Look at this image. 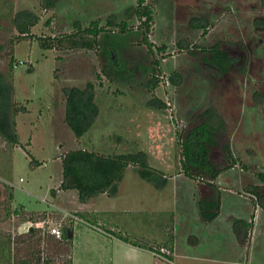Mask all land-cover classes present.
I'll list each match as a JSON object with an SVG mask.
<instances>
[{
	"label": "rangeland",
	"instance_id": "1",
	"mask_svg": "<svg viewBox=\"0 0 264 264\" xmlns=\"http://www.w3.org/2000/svg\"><path fill=\"white\" fill-rule=\"evenodd\" d=\"M146 2L154 9L149 38L157 47L166 46L155 54L143 40L142 20L134 11L128 15L138 0H59L52 8L44 0H0V71L9 74L13 58L14 99L20 108L16 115L19 142L12 145L0 136V246L11 240L10 253H1L0 247L1 264H34L31 257L38 253L41 264H67L68 255L52 247L58 240L48 238V221L58 220L64 212L79 215L85 207L78 208L74 195L64 202L51 191L60 189L62 154L80 148L104 154L142 150L149 164L151 160L160 169L153 168L173 177L167 186L157 188L140 179L136 166H129L118 195H97L91 202L97 209L112 210L109 215L120 226L105 220L92 225L151 243L165 225L174 222L181 264H264V208L244 193L248 185L262 184L258 174L264 172V26L259 21H264V0ZM24 9L40 17L30 36L20 34L12 22L13 15ZM111 17L118 24L127 21L130 31L109 26ZM193 18L197 19L191 22ZM93 20L105 27L98 43L90 48L69 47L64 39L77 31L75 22L86 28ZM196 21L209 25L206 35L204 28L193 25ZM219 41L246 48L245 72L215 76L179 45L187 42L199 49ZM108 44L118 46L123 60L113 80L102 70ZM173 72L182 75L178 84L170 79ZM152 77L160 78L153 91L138 85ZM89 80L96 84L100 112L90 130L77 137L65 120L63 89L83 87ZM155 96L165 107L150 104ZM208 107H215L225 120L233 154L240 159L217 179L222 207L212 222L200 215L199 184L182 172L176 135L178 126L185 127ZM236 218H253L254 227L244 244L234 234ZM72 221L73 228L86 224ZM31 228L40 229V246L30 240ZM191 235L200 240L193 236L190 240ZM108 245L115 264H170L169 259L160 261L149 247L137 251L116 240ZM184 245L187 257L180 254ZM170 251L169 256L174 250Z\"/></svg>",
	"mask_w": 264,
	"mask_h": 264
},
{
	"label": "trees",
	"instance_id": "2",
	"mask_svg": "<svg viewBox=\"0 0 264 264\" xmlns=\"http://www.w3.org/2000/svg\"><path fill=\"white\" fill-rule=\"evenodd\" d=\"M58 1L44 0V4L46 7L52 8L57 5ZM132 11L142 20L140 27L143 32V40L149 51L155 54L156 50H164L166 48L165 45L157 47L149 38L154 21L153 7L146 0H138L135 7L128 9L129 16L132 15ZM196 19L193 18L191 22ZM39 20L40 17L33 10L28 9L18 10L12 17L14 26L23 36H30L32 28L37 25ZM259 21L264 26V21ZM75 25L77 26V31L69 34L64 39L69 44V47L72 48H90L95 46L98 43L99 36L105 30V27L100 25L99 20H93L90 26L86 28L80 26L78 22H75ZM108 25L119 26L120 31L123 33L130 31L127 21H121L118 24L113 17L108 19ZM193 25L204 28L203 34H207L209 25L205 22L197 23L196 21ZM50 40L53 42L55 39L50 38ZM57 40L58 42L63 41L62 39ZM179 45L188 48L190 54L202 62L205 68L215 76L220 77L234 70L246 71L248 59L246 48L244 46L235 48L234 42L219 41L216 44L199 49L190 47L187 42H179ZM42 46L45 48L50 47L45 42H42ZM103 55L106 57L107 63L102 70L113 80L115 78L114 73L123 65L120 49L116 44H108L104 47ZM155 64H160L159 59H155ZM10 68L11 72L9 74L0 71V136L9 144L15 145L19 142L16 115L20 108H18V104H16L14 99L13 58ZM28 69L31 70V68ZM170 79L174 84H178L182 79V75L178 72H173ZM159 82L160 78L152 77L138 83V85L153 91ZM95 91L96 84L91 80L87 81L83 87L73 85L65 86L63 89L66 104L65 120L77 137H82L86 134L99 115L100 109L95 100ZM150 104L160 108L166 105L162 99L156 96L150 100ZM21 109L25 110V108ZM176 135L182 172L199 184L198 206L201 216L206 222H212L220 215L222 206V190L216 181L221 173L235 167L240 162V159L233 154L225 120L215 107H208L185 127L179 128L178 126ZM62 156V181L59 190H76L82 202H86L101 193H108L110 196L117 195L119 182L124 178L126 169L131 165L136 166L137 173L142 179L153 183L155 187L163 188L167 183V178L163 176L164 173L149 164L147 153L144 151L104 154L80 148L69 150L65 154L63 153ZM36 163L40 165L42 162L38 161ZM245 168L249 169L246 165ZM258 175L262 184L252 183L247 186V191L244 193L253 198L257 206L264 208V172H260ZM52 191L54 192L55 190ZM79 215L91 224L99 225L100 218L105 213L90 214L81 211ZM253 227V218L252 220L244 218H236L234 220L233 229L240 244H244L249 239ZM109 231L110 234L112 233V235L124 241L141 247H149L152 251H154L155 247H166L173 250V245L167 242H152L149 244L141 241L142 243H139L137 238L132 239L129 236H123L120 232H114L115 230L112 229H109ZM38 232H40L39 228L30 229L28 236L32 243L39 245L42 238L37 236ZM73 233V225H69L63 228L61 238L48 234V238L58 240L57 246L54 243L52 244L56 253L68 255L67 264H73ZM0 247L1 253H10L11 240L3 242ZM39 249L41 248L39 247ZM7 257L10 259L8 253ZM31 258L34 260V264H41L43 260L40 253L36 257L32 256ZM1 263L2 261H0Z\"/></svg>",
	"mask_w": 264,
	"mask_h": 264
},
{
	"label": "crops",
	"instance_id": "3",
	"mask_svg": "<svg viewBox=\"0 0 264 264\" xmlns=\"http://www.w3.org/2000/svg\"><path fill=\"white\" fill-rule=\"evenodd\" d=\"M96 89H97V87H96ZM138 134H139V132H138ZM140 151H142V150H140ZM149 161H150L151 166L160 169L156 164L152 163L151 160H149ZM160 171H162V170H160ZM163 176L165 178L168 177V175L165 173ZM140 179H142V178H140ZM172 179H173V177L170 175V177L167 178V184H168L169 180H172ZM61 181H62V179H61ZM144 181H146V180H144ZM58 191H59L58 193L55 191L54 192L51 191L52 195L56 199L60 198L64 202H67V201H70L71 196L74 195V199H75L74 202L78 203L79 209H82L81 207L84 206L85 207L84 212H87L90 214L105 213V215H103L102 218H100L101 216L99 217L100 220H105L109 223H112L114 226H120L119 223L115 222L110 217L109 212H111L112 210L110 211L109 209L107 210V209H101V208L97 209L94 207V205L92 206L91 202L97 196L90 198L86 202H82V201H80L78 192L76 190H58ZM118 193H119V187H118ZM118 193H117V195H118ZM98 196L102 197V198H104L105 196L110 197V195L108 193H101ZM196 199H198V197H196ZM199 212H200V210H199ZM200 215H201V213H200ZM220 215H221V212H220ZM244 219H246V218H244ZM173 223L174 222H172V224H170L169 226L165 225L164 228L159 231L158 235L153 237V239H154V242H158V243L167 242V243L173 245L174 252H173V255L169 256V262H170V264H181L180 261H178V256H177L179 250H178V247L176 246V233H175L176 228H174ZM102 233L105 235H108V237L109 236L110 237L107 238L106 236H103ZM73 234H74L73 235L74 236V240H73V264H115L114 258L112 260V252L110 251L111 249L108 245V241H110V243L111 242L115 243V240H116V241H119V244L126 243L128 246L133 247L137 251L144 250V248L141 246H137V245H134L130 242L124 241L123 239H121L117 236H114L108 232L103 231L100 228H97V227L92 226V225L90 226L88 224H80V225L74 227V233ZM192 236L194 238H196V241L200 240L199 237L195 236V235H191V237L189 238L190 240L192 239ZM150 242L152 243V241H150ZM151 243H149V244H151ZM115 245H117V244H115ZM183 249L184 250L180 251L181 257H187L186 256V254H187L186 245H184ZM154 259H155V262L158 260L157 258H154ZM193 259H195V258L193 257ZM163 260H168V259H164V258L160 259V261H163ZM177 261L179 263H177ZM117 264H119V263H117ZM156 264H159V263L156 262ZM182 264H187V263H182Z\"/></svg>",
	"mask_w": 264,
	"mask_h": 264
},
{
	"label": "built area",
	"instance_id": "4",
	"mask_svg": "<svg viewBox=\"0 0 264 264\" xmlns=\"http://www.w3.org/2000/svg\"><path fill=\"white\" fill-rule=\"evenodd\" d=\"M72 220H75L76 224L78 223V220H80V221H83L84 223H86L90 226L92 225L91 223H89L87 220H85L84 218H82L78 214L71 213V212H64V213H60V217L58 218V220H56V221L49 220L48 221L49 225H48L47 233L52 234V235L56 236L57 238H61L62 234H63V228L65 226L71 225L70 223L73 222ZM38 225H40V224H38ZM41 225H43V224H41ZM92 226H94V225H92ZM155 249H156V247H155ZM155 249L153 251V253L155 255H157L161 258H164V259H169L168 256L171 254V251L168 248L160 247L158 250L157 249L155 250Z\"/></svg>",
	"mask_w": 264,
	"mask_h": 264
},
{
	"label": "water",
	"instance_id": "5",
	"mask_svg": "<svg viewBox=\"0 0 264 264\" xmlns=\"http://www.w3.org/2000/svg\"><path fill=\"white\" fill-rule=\"evenodd\" d=\"M31 229H33V228H31Z\"/></svg>",
	"mask_w": 264,
	"mask_h": 264
}]
</instances>
